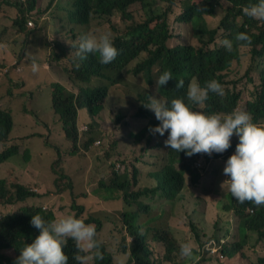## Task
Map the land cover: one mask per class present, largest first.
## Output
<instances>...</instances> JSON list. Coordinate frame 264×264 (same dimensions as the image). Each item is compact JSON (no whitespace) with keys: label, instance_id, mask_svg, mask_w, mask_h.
<instances>
[{"label":"trees","instance_id":"1","mask_svg":"<svg viewBox=\"0 0 264 264\" xmlns=\"http://www.w3.org/2000/svg\"><path fill=\"white\" fill-rule=\"evenodd\" d=\"M40 1L0 0V12L4 6L17 10H13L15 18L12 24L16 35L13 34L9 38L10 53L13 61H16V65L13 62L14 69L27 62L31 50L37 51L45 58V61L35 59L41 66L39 72L50 71L72 86L66 87V84H61L62 82L51 84L52 109L62 125L71 154L80 152V110H86L90 117L88 133L93 135L100 128L98 119L106 112L107 104L115 96H122L131 103L133 107L130 117L145 121L139 132L131 133L130 136L134 145L142 144V149L146 153L151 151V143L160 136L158 133L153 135L148 131L149 127H156L160 123L154 112L143 106L148 103L150 95H156L157 99L161 96L169 103L173 99H184L192 110L205 114H229L237 109L244 110L251 113L254 123H264V22L251 19L242 11L243 7L257 3L258 0H164L169 4L166 9L158 6L159 0H51L44 10L41 6L39 8ZM65 5L70 6L67 19L52 14L51 21L44 22V16L49 10L54 12ZM174 7L178 8L177 19L188 34L185 42H176L174 36L171 26V12ZM119 18L120 22L113 23L112 19L118 21ZM210 19L218 22L216 28H210ZM30 21L35 25L30 27ZM44 24H48L49 27ZM50 27L58 28L54 32L53 40L50 38ZM108 31L113 33L114 46L120 50V55L112 63L101 64L98 53L89 54L83 61L75 58L74 53L81 34L91 32L99 35ZM241 32L251 37V46L240 47L239 42L235 41V36ZM7 33L8 31L0 29V41ZM220 33H223L224 39L233 41L231 52L221 43L216 46ZM36 34H45L48 37L45 50L32 46V38ZM245 57H249L251 61L241 76L246 84L252 85L248 96L246 92L231 87L236 85V82L231 81L235 65H241ZM1 62L8 61L0 60V67H4ZM77 63L79 67L76 66ZM132 64H135L132 73L142 80L143 90H138L137 94L132 93L126 83L127 69ZM30 68L28 66L26 70ZM163 71H171L173 80L169 81L166 87H162L157 95L156 81ZM238 74L240 75L239 69ZM179 79L185 82L182 89L175 87ZM212 79L224 86L225 94L223 96L210 94L203 105L191 104L186 96L188 85L199 82L203 86ZM24 110L27 112L25 106ZM123 111L121 107L120 112L115 111L116 122L128 125L126 121L128 119ZM15 127L13 110L0 106V205L4 207L27 203L30 199L44 196L23 185L12 177V174L1 175L3 167L22 151V145L14 143L12 134ZM32 135L35 138L37 136L44 138L38 133H30L26 137ZM167 135L165 133L163 136L164 141ZM163 142L155 144L156 148L165 152H152L149 155L153 161L145 162L152 170H145V173L137 165L142 162V157L136 159L135 163H128V170L131 172L124 173L123 176L116 171V164H111L113 179L110 184L101 182L95 194L101 199L105 192L112 193V197H105L104 200L110 202L111 198L119 203L113 206L115 210L110 213L113 218L96 216L93 211L89 212L86 204L81 201L88 198L89 194L78 193L75 178L64 168H59L62 157L60 153L58 159L55 158L51 164L52 168L50 166L55 179L47 193L48 196L61 200L60 210L67 209L61 206L68 204L69 211L59 214L45 206L24 205L17 212L0 217V264H14L20 250L39 235V231L30 224L32 216L36 214L49 221L75 215L85 223L95 224L98 234L106 221L122 216L124 229L118 246L119 252L113 253L98 235L97 238L103 242L101 247L103 259H96L95 264H118L119 261L123 264H190L179 254L180 245L184 242L193 244L194 254L200 257L198 264H235L222 262L212 253L219 245H222L230 258H238L243 263L244 260H250L251 264H254L249 255L247 233H256L264 239V206L239 204L232 198L230 192L224 197L217 194L215 207L230 218H219L214 223L217 233L212 237L208 235V239L205 238L203 229L198 226H203L206 206L210 200L196 190V187L203 184V178L207 174L200 171L196 164L200 162L207 165L221 158H226L227 161L235 153L239 138L226 152L213 153L211 157L207 154L188 157L183 152L178 153L168 147L161 148L164 146ZM93 143L94 140L89 139L85 148L90 149ZM45 145L48 146L47 149L56 146L50 137L46 139ZM24 155L30 154L25 152ZM107 157L111 161L112 153L108 152ZM144 179L149 180L152 185L142 186ZM156 196L175 203L184 199L194 202V206L191 207L192 214L187 216L191 237L188 233L185 238H179L174 234V226L171 224L174 207L156 210L145 201L146 198ZM124 204L128 206V212L123 211ZM232 216L235 221V217L239 220L236 227L232 226ZM224 223H230L233 229L226 231V227H221ZM219 233H224L221 238L216 237ZM216 238L220 243H216ZM262 249L263 255L259 256L257 264H264V244ZM64 251L69 256V264H77L73 259L77 252L75 242L69 240Z\"/></svg>","mask_w":264,"mask_h":264},{"label":"rangeland","instance_id":"2","mask_svg":"<svg viewBox=\"0 0 264 264\" xmlns=\"http://www.w3.org/2000/svg\"><path fill=\"white\" fill-rule=\"evenodd\" d=\"M72 1V0H71ZM179 1V0H177ZM51 0H41L39 8L46 9ZM158 6L166 9L169 5L164 0L158 1ZM54 8V7H53ZM69 5H65L62 9H57L54 12H49L44 16V22L48 23L51 21L53 16H63L67 19L69 13ZM15 8L4 6L3 10L0 12V29L8 31L7 35L0 41V60L6 59L8 62H1L4 67H0V106L8 110H13L15 114L16 127L12 134L14 143H19L22 145V151L19 155L13 157L3 170L1 175L7 176L12 174V177L16 178L23 185H26L40 194H44L42 197L35 199H30L27 203H21L15 206L4 207L0 205V217H5L6 215L17 212L24 205H40L45 206L47 209H54L59 214L67 213L69 211L68 204H63L61 207L65 210H60L59 206L61 200L57 197L48 196L47 190L52 186L55 179L54 173L50 169L53 161L58 159L59 154H62L60 159L59 168H64L66 172L71 174L76 180V188L78 193H88V198L81 200L86 204L89 212L93 211L96 216H110V214L115 209L113 206L119 205L116 199H111L110 202L104 200L105 197H112V193L105 192L103 197L96 195L95 190L99 187L101 182L110 184L113 179L111 164H116V169L118 164H120L119 174L121 176L124 173L131 172L128 170V163H135L136 159L142 157V162L137 163V165L144 171L152 170V167L148 165L145 161H153L149 156L152 152L163 153L165 150L156 148L157 143L164 141V137L159 136L156 138L155 142L151 143V151L146 153L142 149V144L134 145L133 139L130 134L138 133L139 130L145 124L144 120L133 119L130 117L132 105L122 96H115L108 104L106 112L98 119L100 128L97 133L93 135L87 133L80 138V152L70 153V145L66 142L64 133L62 130V125L58 121L52 109V89L51 84L54 82H62L61 84H66V87L72 86L64 81L60 80L55 74L50 71H42L37 74H33L31 68L26 70L28 66L31 65L33 59L44 60V55H40L37 51H30L29 58L27 62L23 63L20 68L14 69L16 61H13V57L10 53L11 44L9 38L15 34V28L12 26L13 20L15 18ZM17 11V10H16ZM221 14V13H220ZM219 14V15H220ZM179 16V10L174 7L171 12V26L174 31V36L176 42H185L188 39V34L184 31L183 26L179 23L177 17ZM114 21L113 23L120 22ZM33 22V21H32ZM34 24V23H33ZM35 25V24H34ZM49 27L48 24H44ZM96 26V25H95ZM210 28H216L218 22L214 19H210ZM97 27V26H96ZM107 23H105V28ZM58 29L57 27L49 29L50 38L54 39V32ZM97 29H100L97 27ZM105 30V29H103ZM47 36L45 34H36L32 38V46L40 47L45 50V44L47 43ZM224 39L223 33H220L217 37L216 46H219L220 42ZM60 40V39H59ZM62 41V40H61ZM197 42V41H196ZM198 44V43H197ZM47 53L45 54V56ZM248 60H247V59ZM14 62V65H13ZM249 57H245L241 65H235V72L231 77L232 82H236V85L231 87H236V89L246 92V96L252 89V85L246 84L242 80V75L245 73L247 67H249ZM135 64H132L127 69V80L130 91L134 94L138 93V90H143L142 80L140 77L134 76L132 73V68ZM238 66H241L240 68ZM9 69V70H7ZM238 69L240 70V75L238 74ZM24 106L27 108V112L24 110ZM120 107L124 109L123 114L128 121V125L125 123L116 122V112H120ZM91 122L86 110H80V125H89ZM123 122V121H122ZM30 133H38L44 136V138L37 136L36 138L32 136H27ZM25 137V138H24ZM50 137L51 141L57 146H53L47 149L48 146L45 145L46 139ZM237 136L233 135L231 138V145L237 140ZM89 139H93L94 143L90 149L85 148V144ZM101 141L100 146H96L97 141ZM111 143V148H110ZM156 143V144H155ZM164 143V142H163ZM161 148H165L162 146ZM109 151H108V150ZM27 152L30 155H24ZM112 153V160L109 161L107 153ZM34 155V156H31ZM28 161H26V159ZM226 164V158H221L219 161L214 160L211 163L205 165L204 163L196 164L200 168V171L207 173L203 178V184L196 187V190L205 194L210 202L206 206V215L203 226L198 225L203 229L205 238L208 239L209 236H213L216 232L214 223L218 221L219 218H230L226 214H222L217 207H215V197L217 194L220 196L227 195L229 191V186L223 184V182L229 177L223 175V169ZM203 166V167H202ZM52 168V166H51ZM1 169V168H0ZM50 169V170H49ZM148 174L146 173L145 176ZM190 181V180H189ZM151 182L147 179L142 181V186L149 187ZM46 193V194H45ZM67 198H69L67 196ZM145 201L156 210L162 209H173V215L171 224L174 226V234L179 238H185L186 233L191 237V229L188 228L187 216L192 214L191 207L194 206L193 201L187 199L178 200L177 203L161 199L158 196L151 199H145ZM125 209L123 211L128 212V206L124 204ZM115 213V212H113ZM120 214L122 212H116ZM196 219H199V215H196ZM232 216V226L236 227L239 220ZM123 221L122 216L118 219L106 221L103 226L102 231L99 232V238L105 243L107 248L116 252H119V244L122 239L123 231ZM230 223H224L221 227H226V231L233 229ZM229 228V229H227ZM190 231V232H189ZM222 234L219 233L216 237L221 238ZM248 249L251 260L254 264H257L259 256L263 255L262 244H264V239H261L256 233L248 232ZM131 240V239H130ZM216 243H220L216 238ZM222 245L215 247L212 251L217 257V251H222ZM223 256L227 257V260L222 261L226 263L235 264H251L250 260H244V263L238 258H230V256L225 253ZM95 258L89 261V264H95ZM119 261V260H118ZM118 264H123L118 262Z\"/></svg>","mask_w":264,"mask_h":264},{"label":"clouds","instance_id":"3","mask_svg":"<svg viewBox=\"0 0 264 264\" xmlns=\"http://www.w3.org/2000/svg\"><path fill=\"white\" fill-rule=\"evenodd\" d=\"M242 11L245 16L264 22V0L248 4ZM234 39L240 47L252 44L251 37L244 32L238 33ZM220 43L227 51L233 50L232 40L224 39ZM97 53L103 65L112 63L120 55V50L114 46L113 33L108 31L97 35L88 32L80 35L75 58L83 61L89 54ZM76 66L79 67V63ZM30 67L33 74H37L41 66L33 59ZM172 80L173 73L163 71L156 81V94L159 95L160 89ZM184 86L183 79L176 81V89ZM210 94L223 96L224 86L215 79L205 82L203 86L199 82H192L188 85L186 96L191 104L203 105ZM143 106L153 111L160 122L156 127H149V133L160 136L167 133L165 147L183 152L188 157L195 154H207L209 157L213 153L223 154L231 147V138L236 135L239 143L235 153L226 161L223 175L229 179L222 186H229L232 198L239 204L264 206V123H254L251 113L239 109L229 114L194 111L181 98L169 103L161 96L157 99L156 95H150L148 103ZM30 224L39 231V235L20 250L14 264H69V256L64 251L69 240L75 242L77 252L73 259L77 264H88L94 258L103 259V242L97 238L95 224L85 223L75 215L49 221L40 214L33 215ZM179 254L190 264H198L200 259L194 254L191 242L182 243Z\"/></svg>","mask_w":264,"mask_h":264},{"label":"built area","instance_id":"4","mask_svg":"<svg viewBox=\"0 0 264 264\" xmlns=\"http://www.w3.org/2000/svg\"><path fill=\"white\" fill-rule=\"evenodd\" d=\"M29 26L30 27H32V26H34V24H33V22L32 21H30L29 22ZM7 70H9V69H7ZM80 133H81V137L83 136V135H85V134H87L89 131H90V127H89V125H81L80 126ZM95 145L96 146H100V145H102L101 144V141L99 140V141H97L96 143H95ZM118 172H119V170H120V164H118V167H117V169H116ZM34 190V189H33ZM35 191V190H34ZM252 212H253V210H251ZM223 254H225V252H224V250H222V251H217V255H218V257L222 260V261H225V260H227V257L226 256H223Z\"/></svg>","mask_w":264,"mask_h":264}]
</instances>
